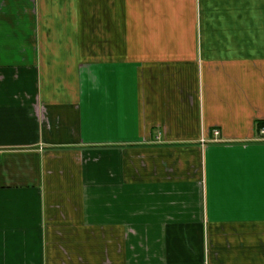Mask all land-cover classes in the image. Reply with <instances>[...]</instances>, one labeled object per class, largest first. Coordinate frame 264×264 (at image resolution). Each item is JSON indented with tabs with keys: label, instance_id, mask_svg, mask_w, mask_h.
<instances>
[{
	"label": "crops",
	"instance_id": "1",
	"mask_svg": "<svg viewBox=\"0 0 264 264\" xmlns=\"http://www.w3.org/2000/svg\"><path fill=\"white\" fill-rule=\"evenodd\" d=\"M263 129L264 0H0V264H264Z\"/></svg>",
	"mask_w": 264,
	"mask_h": 264
},
{
	"label": "built area",
	"instance_id": "2",
	"mask_svg": "<svg viewBox=\"0 0 264 264\" xmlns=\"http://www.w3.org/2000/svg\"><path fill=\"white\" fill-rule=\"evenodd\" d=\"M261 134L264 136V129H263V130H261ZM215 135H216V136H218L219 134H218V133H216Z\"/></svg>",
	"mask_w": 264,
	"mask_h": 264
}]
</instances>
